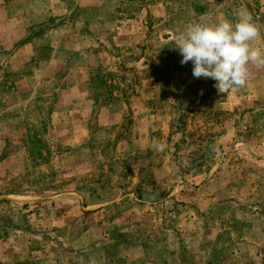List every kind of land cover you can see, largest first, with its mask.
<instances>
[{
	"label": "rangeland",
	"instance_id": "obj_1",
	"mask_svg": "<svg viewBox=\"0 0 264 264\" xmlns=\"http://www.w3.org/2000/svg\"><path fill=\"white\" fill-rule=\"evenodd\" d=\"M193 1L0 0V264H264V67L193 77Z\"/></svg>",
	"mask_w": 264,
	"mask_h": 264
},
{
	"label": "clouds",
	"instance_id": "obj_2",
	"mask_svg": "<svg viewBox=\"0 0 264 264\" xmlns=\"http://www.w3.org/2000/svg\"><path fill=\"white\" fill-rule=\"evenodd\" d=\"M234 15V21L190 24L174 34L171 41L182 57L180 63H192L193 77L215 80L219 92L243 88L250 76V66L264 67V50L252 46L261 37L253 17L244 12ZM150 147L159 153L166 145L153 141Z\"/></svg>",
	"mask_w": 264,
	"mask_h": 264
},
{
	"label": "crops",
	"instance_id": "obj_3",
	"mask_svg": "<svg viewBox=\"0 0 264 264\" xmlns=\"http://www.w3.org/2000/svg\"><path fill=\"white\" fill-rule=\"evenodd\" d=\"M257 0H194L192 3L194 6L197 7V5H200L201 8H204L205 11L210 10L211 12L213 11H219V10H226L224 7V5H232V6H236V8H238V11H242L245 14H251V16L253 17V15L255 14V17L259 16L256 14V11H254V7L256 4ZM189 2L191 1H186V3L189 4ZM264 2V0H259V3ZM163 4L165 6L170 7V5H176V0H164ZM170 4V5H169ZM164 6V14H172V9L171 8H166ZM209 7V8H208ZM228 9V8H227ZM173 12L176 13V11ZM181 13V12H180ZM254 19V17H253Z\"/></svg>",
	"mask_w": 264,
	"mask_h": 264
}]
</instances>
